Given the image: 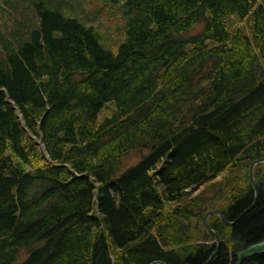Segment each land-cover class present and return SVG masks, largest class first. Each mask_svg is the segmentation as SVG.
Masks as SVG:
<instances>
[{
  "label": "trees",
  "instance_id": "16d2710c",
  "mask_svg": "<svg viewBox=\"0 0 264 264\" xmlns=\"http://www.w3.org/2000/svg\"><path fill=\"white\" fill-rule=\"evenodd\" d=\"M259 161L264 0H0V264H206ZM207 224L236 264L264 192Z\"/></svg>",
  "mask_w": 264,
  "mask_h": 264
},
{
  "label": "water",
  "instance_id": "95a60500",
  "mask_svg": "<svg viewBox=\"0 0 264 264\" xmlns=\"http://www.w3.org/2000/svg\"><path fill=\"white\" fill-rule=\"evenodd\" d=\"M261 163H264V161H259L257 163H254L252 166H251V170H250V177L252 179V184H253V187H254V190H255V201L257 199V196H258V188L264 192V190L261 188V182H258V184L255 183L254 181V178H253V170H254V167L257 165V164H261ZM255 201L254 203L250 206L249 209H247L238 219H236L234 222L238 221L240 218H242L252 207H254L255 205ZM201 214V212H200ZM213 215H217L222 221L224 224H226L227 226H230L232 227L234 225V222L233 223H230L228 222L227 220H225L222 215L218 212V211H209L205 214L204 216V227L206 228V232L208 234H212L214 235L216 241H218L217 239V235L216 233L211 229L210 226H208V224L206 223V220L213 216ZM191 225H187L186 226V231H188L190 229ZM219 245L220 244H217V247H216V250L215 252L213 253V255L211 256L210 260L206 263L208 264L209 262H211V260L213 259V257L215 256L218 248H219ZM260 255H264V240L263 241H260V242H257V243H254V244H251L237 252L234 253V257L236 259V264H241L244 260L246 259H249V258H252V257H256V256H260ZM153 264H163L161 262H155Z\"/></svg>",
  "mask_w": 264,
  "mask_h": 264
},
{
  "label": "rangeland",
  "instance_id": "374dc122",
  "mask_svg": "<svg viewBox=\"0 0 264 264\" xmlns=\"http://www.w3.org/2000/svg\"><path fill=\"white\" fill-rule=\"evenodd\" d=\"M90 9H92V6H90ZM100 15L101 16H99L97 19H93L91 23L95 25L96 27H98L103 32H111V34H116V27H115L116 19H109L106 16L105 12H102ZM261 188L264 190L263 185L261 186ZM192 228H193V225H191L190 229L187 232H190ZM200 237L202 239V242L200 243H203L204 245H209V246L214 245V242L212 241L211 236L209 237V234H208L207 239L203 237V234L200 235Z\"/></svg>",
  "mask_w": 264,
  "mask_h": 264
},
{
  "label": "flooded vegetation",
  "instance_id": "af4514ba",
  "mask_svg": "<svg viewBox=\"0 0 264 264\" xmlns=\"http://www.w3.org/2000/svg\"><path fill=\"white\" fill-rule=\"evenodd\" d=\"M200 215V214H199ZM204 215H205V213H203V214H201L200 216H203V218H204ZM189 224V223H188ZM190 225H192V223H190ZM193 228L194 229H199L200 228V223H196L194 226H193ZM201 233L203 234V237H205L206 239H207V237H208V233L206 232V230L204 229L203 231H201ZM209 237H210V235H209ZM216 247H217V245H216ZM219 249V248H218ZM216 250V249H215ZM218 251V250H217Z\"/></svg>",
  "mask_w": 264,
  "mask_h": 264
}]
</instances>
